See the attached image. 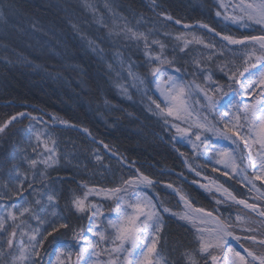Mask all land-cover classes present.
I'll use <instances>...</instances> for the list:
<instances>
[{"label":"snow or ice","instance_id":"1","mask_svg":"<svg viewBox=\"0 0 264 264\" xmlns=\"http://www.w3.org/2000/svg\"><path fill=\"white\" fill-rule=\"evenodd\" d=\"M217 4L215 16L228 31L199 22L198 27L206 30L202 34H197L196 26L170 14L159 0L145 6L151 16L127 10L118 0H58L44 5L53 15L51 27L33 21L32 30L24 35L47 37V41L37 38V44L60 56L68 71L78 73L81 94L91 98L90 91H84L89 73L76 62L73 51L79 37L83 55L101 66L107 77L97 83L96 92L104 93L110 84L124 99L133 100L135 94H141L142 101L146 98L147 111L162 125L161 134H154L153 139L170 143L193 178L176 172L179 184L157 180L107 144L105 149L128 174H122L118 183L97 180L96 171L101 180H107L110 166L98 151L85 148L98 168L92 177H84L79 161L61 151V141L55 135L76 131L77 125L56 114L19 111L0 120L2 136L29 120L27 146L18 157L15 152L10 157L19 161L11 170L16 172L20 188L11 182L0 187V257L6 264H44L45 255L47 264H264V203L252 202H264V187L260 186L264 185V0H217ZM7 6H14L13 0ZM171 24L185 31L173 36L166 31ZM229 25L240 34H233ZM87 29L96 34L90 35ZM163 37L176 42L170 53ZM192 44L207 52L201 51L199 58L189 63L186 57ZM0 63L6 68H39L23 56L16 60L3 57ZM62 71L47 72L44 78L61 81ZM103 104L116 110L106 94ZM78 130L87 133L92 143H100L88 128ZM181 145L191 151L182 150ZM29 147L32 156L27 154ZM63 161H67V175L53 179L52 171ZM24 163L32 170L31 179L26 173L20 179ZM202 169L217 175L208 176ZM171 174V170L161 173ZM229 181L253 193L252 199L238 195ZM161 184L170 191L161 192ZM64 185L76 187L66 190ZM201 193L211 197L216 207L198 203ZM172 199L175 207L169 206ZM61 200L64 208L57 213ZM234 205L249 211L233 214ZM49 209L55 219L43 214ZM85 218L86 228L81 223ZM172 220L182 222L193 240L189 245L174 246L165 256V237ZM69 233L71 242L60 240ZM17 236L21 237L19 245ZM46 245H54V259Z\"/></svg>","mask_w":264,"mask_h":264},{"label":"trees","instance_id":"2","mask_svg":"<svg viewBox=\"0 0 264 264\" xmlns=\"http://www.w3.org/2000/svg\"><path fill=\"white\" fill-rule=\"evenodd\" d=\"M202 1L204 2L205 10L201 7ZM225 1L226 3L232 2V0ZM56 2L58 0H13L14 6L9 7L7 6L9 0H0V13H3L5 17L3 19L4 25H0V47L2 48H0V58L8 57L11 60H16L19 56H23L31 60L34 64L39 65L40 68L39 73H30L29 68H24L19 65L16 68L8 65L6 68L3 63L0 64V120L7 119L19 111L33 110L27 107V105L37 107L46 113L59 114L61 117L76 125H84L90 130L96 140L104 143H112L116 150L128 157L129 160L136 161L141 166V170L149 176H153L157 180H171L179 184L180 181L176 180L172 175H161L162 172L160 171L165 169L184 172L186 174L187 172L181 159L171 150L170 146L172 145L170 143L160 140V138L153 139L154 134L157 136L161 134L162 125L158 124L156 117L147 111L148 101L146 98L142 101L141 94H135L133 100L124 99L118 94L117 89L110 84L106 85L104 93H97V83L101 80L107 81V77L103 76V68L101 66H98L90 57L83 55L79 48V37H77V40L74 42L77 47L73 51L78 57L76 62L84 66L89 73V77L85 78L88 81V87L84 91H90L91 98L87 95H82V87L79 85V80L81 79L79 74L68 71L60 56L54 52L42 50L41 46L37 44V38L41 41H47L48 38L41 33H35L31 37L24 35L25 31L32 30L31 22L33 21L38 26L45 28L51 27L50 21L53 19V15L52 12L44 10V5L46 3ZM118 2L127 10L143 11L146 16H151V12L145 7L147 4L142 0H118ZM159 2L163 4L170 14L182 19L185 23L194 24L205 22L215 25L218 30L228 31V28L224 27L223 22L215 16V12L219 8L217 0H159ZM219 10L223 11V9ZM109 24H112L111 20H109ZM63 27L70 31L67 24L63 25ZM228 27L232 29L233 34H240L235 26L229 25ZM87 30L90 35L96 34L91 29ZM102 31L107 32V29H102ZM166 31L174 36L178 32L185 30L171 24ZM187 31H191V29ZM195 31L197 34L206 33L196 28ZM208 35L211 36L210 34ZM163 39L170 45L167 49L170 53L171 45L176 42L171 37H163ZM188 39H191V36ZM51 44L55 46L56 42L53 40ZM190 47L192 52L186 57L189 63L194 58H199L201 51L207 52L206 49H202L201 46L196 44H192ZM157 50L159 51V49ZM61 68H63L61 72L63 79L61 81L53 82L50 79L44 78L47 72L51 71L55 74ZM13 70L19 71L21 74L20 77H16L17 75L12 73ZM23 75L27 77L25 78ZM105 94L112 104L121 108L122 112H119L121 110L110 111L104 107L103 99ZM97 108L100 111H97ZM125 111L131 112L135 116V119L127 117L124 114ZM38 113L39 111L35 110V114ZM28 125L29 120H25L23 123L16 124L10 128L8 136L0 135V187L4 186L6 182H11L13 187L20 188V185L16 183L17 174L11 170L13 163L19 161L12 160L10 157L14 152L18 157L20 150L27 146L28 135L26 133H28ZM55 135L61 141V151L68 156L74 155L79 161L80 174L82 176L92 177L93 172L98 168L97 162L92 158V153L86 152L85 148L98 151L104 157L105 163L110 166V169L107 171V180H101L100 173L96 171L97 180L105 184L118 183L122 174H128L115 159L105 154L101 147L92 143L87 138L82 137L77 132L65 130L59 131ZM33 143H35L34 137ZM180 147L187 152L191 151L189 148H184L183 145ZM27 154L29 156L33 155L30 147L27 148ZM66 163L67 161H63L60 165L56 166V170L52 171L53 179H56L58 176L67 175L68 169L65 168ZM202 171H205L208 176L217 175L212 173L210 169H202ZM25 173L27 174V178L31 179L32 170L27 163L23 164L20 171L21 180L25 178ZM113 176H115V180H113ZM188 177L193 178L189 175ZM219 179L224 180V177H219ZM229 184L236 190L238 195L243 194L245 199H252L254 194L248 192L245 188H241L238 183L229 181ZM257 184L259 185V181H257ZM260 186L264 187V185ZM57 187L59 188V185ZM74 187L76 186L64 185L66 190H71ZM158 188L161 192H169L168 189L163 188L162 184ZM24 189V195L27 196L26 184L24 185ZM165 198L169 199V197ZM13 199H17V197L14 196ZM252 202L264 203L254 199ZM198 203L206 208L216 207L211 197H208L204 193H201V196L198 198ZM175 205L176 200L172 199L169 206L175 207ZM63 208L64 202L61 200L56 212L59 213ZM51 211L49 209L43 214L47 215L49 219H55L51 215ZM237 211L241 213L246 212L239 207L232 208L233 214ZM255 219L257 218L255 217ZM32 223L35 224V221H32ZM81 223L86 228L88 224L87 218ZM21 230L24 231L27 229L22 228ZM168 233L165 237V248L163 249V255L165 256L168 255L174 246L189 245L193 240L191 233L179 221H170ZM4 239L6 240L7 237H4ZM20 240L21 237L17 236L16 242L18 245ZM23 240L27 242V236L23 237ZM60 240L71 242V233L67 237H60ZM46 247L48 254L52 255L54 259V253L52 252L54 245H46ZM4 251L7 252L6 244ZM72 259L75 261V255H73ZM47 261L48 255H45L44 264H47ZM0 264H6L4 257H0Z\"/></svg>","mask_w":264,"mask_h":264},{"label":"rangeland","instance_id":"3","mask_svg":"<svg viewBox=\"0 0 264 264\" xmlns=\"http://www.w3.org/2000/svg\"><path fill=\"white\" fill-rule=\"evenodd\" d=\"M142 1H144V3H146V4H149L150 2H151V0H142ZM203 2V1H202ZM195 4H196V2H194ZM224 3H226V1L224 2ZM201 7L202 8H204V2L201 4ZM204 10H205V8H204ZM3 19H5V17L3 16V13H0V25L2 26V25H4V22H3ZM199 24V23H198ZM198 24L196 23L195 24V28H197V29H199V30H201V31H204V32H206V30L205 29H200L199 27H198ZM66 29V28H65ZM211 35V34H210ZM218 39V38H217ZM1 48V47H0ZM2 49V48H1ZM0 64H2V63H0ZM29 72L30 73H39L40 72V68H38L36 71H33L32 69H30L29 70ZM14 75H17L16 77H20V72L19 71H17V70H13V72H12ZM25 78L27 77L26 75H23ZM66 87V86H65ZM69 90V89H68ZM33 109L34 110H37L35 107H33ZM116 110H121V108L120 107H116ZM119 112H122V110L121 111H119ZM46 113V112H45ZM49 114H51V113H49ZM52 114H56V113H52ZM124 114L127 116V117H129V118H131V119H135V116L130 112H127V111H125L124 112ZM56 115H58V116H60L59 114H56ZM61 117V116H60ZM62 119H65V118H63V117H61ZM45 119H47V116H45ZM85 127L84 125H77V127L79 128V127ZM86 128V127H85ZM74 132H77L79 135H81L82 137H84V138H86V133H84V132H81V131H74ZM92 135V134H91ZM158 137H159V135H158ZM160 140H162V139H160ZM97 141H100V140H97ZM100 142H102V141H100ZM103 144H107V145H109L110 147H112V148H114V149H116L115 148V146L112 144V143H104V142H102ZM118 151V150H117ZM174 152H175V150H173ZM105 152H107V154H110L111 156H112V153L111 152H109L108 150H106L105 149ZM176 154H177V152H175ZM177 156H178V154H177ZM112 157H114V156H112ZM116 161H117V158L115 157L114 158ZM186 169V168H185ZM206 194V193H205ZM207 195V194H206ZM90 199H95L94 197L93 198H90ZM233 207H236L235 205L233 206ZM180 222V221H179ZM182 223V222H181ZM210 226V225H209ZM234 246H236V247H239L238 245H234Z\"/></svg>","mask_w":264,"mask_h":264},{"label":"bare ground","instance_id":"4","mask_svg":"<svg viewBox=\"0 0 264 264\" xmlns=\"http://www.w3.org/2000/svg\"><path fill=\"white\" fill-rule=\"evenodd\" d=\"M119 152V151H118ZM120 154H122L121 152H119ZM123 155V154H122ZM124 156V155H123ZM136 162V161H135ZM136 164L138 165V163L136 162ZM175 173L177 172V171H174ZM197 179H198V177H197ZM239 207H241V208H243L242 206H239ZM245 210H247V209H245ZM249 211V210H248Z\"/></svg>","mask_w":264,"mask_h":264},{"label":"water","instance_id":"5","mask_svg":"<svg viewBox=\"0 0 264 264\" xmlns=\"http://www.w3.org/2000/svg\"><path fill=\"white\" fill-rule=\"evenodd\" d=\"M174 175H175V173H174ZM248 211V210H247ZM259 217V216H258Z\"/></svg>","mask_w":264,"mask_h":264}]
</instances>
